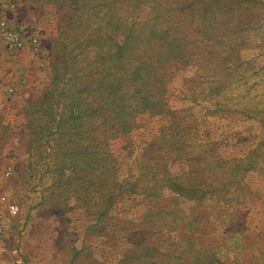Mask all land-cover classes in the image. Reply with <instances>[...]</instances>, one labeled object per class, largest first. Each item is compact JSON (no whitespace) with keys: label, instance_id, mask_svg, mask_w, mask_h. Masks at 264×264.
<instances>
[{"label":"rangeland","instance_id":"rangeland-1","mask_svg":"<svg viewBox=\"0 0 264 264\" xmlns=\"http://www.w3.org/2000/svg\"><path fill=\"white\" fill-rule=\"evenodd\" d=\"M12 1L0 264H264V0Z\"/></svg>","mask_w":264,"mask_h":264},{"label":"built area","instance_id":"built-area-1","mask_svg":"<svg viewBox=\"0 0 264 264\" xmlns=\"http://www.w3.org/2000/svg\"><path fill=\"white\" fill-rule=\"evenodd\" d=\"M12 5V0H0V10H8ZM33 42L34 39L26 35L20 26L14 25V23L5 18H0V43L4 50L20 52L29 48L37 52V47L33 46ZM4 173L8 175L10 173V167L6 166ZM2 198L3 197L0 196V199ZM5 207L10 214L16 213L15 205L8 203Z\"/></svg>","mask_w":264,"mask_h":264},{"label":"crops","instance_id":"crops-1","mask_svg":"<svg viewBox=\"0 0 264 264\" xmlns=\"http://www.w3.org/2000/svg\"><path fill=\"white\" fill-rule=\"evenodd\" d=\"M13 79L12 71L8 64L5 63V61H0V95L1 91L5 88V86L10 83V81ZM2 104L0 99V110H1ZM1 115H3L0 111V133H3L1 123L4 122V119H1Z\"/></svg>","mask_w":264,"mask_h":264}]
</instances>
